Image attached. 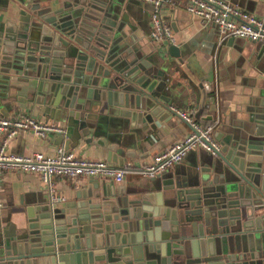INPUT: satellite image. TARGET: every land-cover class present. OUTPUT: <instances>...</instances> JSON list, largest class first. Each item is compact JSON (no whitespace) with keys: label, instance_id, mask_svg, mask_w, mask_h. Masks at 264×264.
<instances>
[{"label":"water","instance_id":"water-1","mask_svg":"<svg viewBox=\"0 0 264 264\" xmlns=\"http://www.w3.org/2000/svg\"><path fill=\"white\" fill-rule=\"evenodd\" d=\"M52 1L16 0L24 18L0 27V90L20 87L46 116L53 109L66 124L67 141L58 136L65 149L92 143L121 166L133 154L92 137L174 116L170 74L129 54L118 0ZM250 44L251 54L264 53V43ZM166 52L182 63L180 47ZM2 98L16 107L10 94ZM253 128L243 125L246 137L235 131L208 153L200 174L154 185L157 192L128 197L104 185L78 201L47 197L26 210L18 234L0 232V264H264V133Z\"/></svg>","mask_w":264,"mask_h":264},{"label":"crops","instance_id":"crops-1","mask_svg":"<svg viewBox=\"0 0 264 264\" xmlns=\"http://www.w3.org/2000/svg\"><path fill=\"white\" fill-rule=\"evenodd\" d=\"M62 1L53 0L54 6ZM117 10L127 21L123 27L125 45L133 57H150L160 63V70L170 74L169 83L171 101L170 109H181L189 112L193 119L201 125H211L212 138L220 145L229 141L236 133L246 137L242 126L260 128L264 133V53L256 55L250 41L243 38H233L219 41L212 25L201 26L199 20L189 15L184 6L186 0H173L172 5L163 4L159 8L160 17L166 22L174 34V45L183 51L182 63L168 56L167 44L154 43L149 37L150 8L140 0H118ZM240 10L260 17L264 14V0H224ZM20 6L16 0H0V27H14L23 19ZM26 17V16H25ZM118 19H116L117 22ZM208 84V89L203 85ZM5 92L17 101L10 110L7 99L0 102V115L16 116L19 112L29 115L42 123L61 126L66 130L65 121L54 119L52 109L46 116L44 106H34L29 96L22 88H12ZM262 104L259 111L257 107ZM32 108L36 114L31 115ZM174 112V111H173ZM253 112V116L249 115ZM44 114V115H43ZM262 118L261 124H255L249 119ZM190 129L176 115H168L164 121L154 120L153 127L129 128L127 126L110 128L109 139L103 136L92 137V140H102L107 145L116 146L123 151L131 152L121 166L124 167L123 178L119 183H113L108 178L79 177L70 180L66 177L53 176L56 201L65 203L84 199L88 190L97 193L104 185L128 197L135 193L149 191L157 192V187H167L170 184L186 181L200 174V170L208 168L210 156L202 149L189 150L180 162L171 166L165 173L155 178H145L138 172L140 166L148 163L152 156L164 150L167 146L184 138ZM58 134L48 133L41 138L28 131H19L6 143V152L30 156L32 154L50 155L59 144ZM63 142L68 135H61ZM64 148V147H63ZM69 150L89 159L105 160V153L94 144H83L80 140ZM209 178L213 176L212 170ZM163 182L164 184H161ZM149 189V190H148ZM161 189V188H160ZM76 195L78 198H76ZM49 198V191L39 178L32 173L16 171L0 172V232L5 235L18 234L26 226V210L43 203Z\"/></svg>","mask_w":264,"mask_h":264},{"label":"built area","instance_id":"built-area-1","mask_svg":"<svg viewBox=\"0 0 264 264\" xmlns=\"http://www.w3.org/2000/svg\"><path fill=\"white\" fill-rule=\"evenodd\" d=\"M149 5V37L154 43L174 44L175 38L169 25L162 20L159 8L163 4L172 5L173 0H140ZM184 10L199 20L201 26L212 25L219 41L228 38H243L264 43V14L255 17L224 0H186ZM208 89V84L203 85ZM175 115L189 126V133L181 140L167 146L140 166L138 172L145 178H155L165 173L171 166L181 161L189 150L202 149L209 154L218 150L219 144L212 138L211 125H201L185 110L174 109ZM28 131L38 137L48 133L65 135L61 126L42 123L33 117L19 112L16 116L0 115V172L16 171L35 174L49 191V200L56 201L53 176L70 180L79 177L108 178L113 183L121 182L124 167L111 165L105 160L89 159L77 155L73 150L62 146L55 148L50 155H17L6 152L7 141L19 131Z\"/></svg>","mask_w":264,"mask_h":264}]
</instances>
